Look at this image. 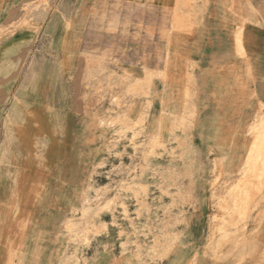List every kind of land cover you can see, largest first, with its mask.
I'll list each match as a JSON object with an SVG mask.
<instances>
[{
  "label": "crops",
  "instance_id": "obj_1",
  "mask_svg": "<svg viewBox=\"0 0 264 264\" xmlns=\"http://www.w3.org/2000/svg\"><path fill=\"white\" fill-rule=\"evenodd\" d=\"M44 19L39 31L11 29L0 43V131L28 116L35 145L65 164L54 178L43 165L46 150L35 181L71 188L95 118L144 115L165 147L180 150L175 170L194 206L190 257L213 264L204 256L205 217L215 197L219 211L238 189L250 197L241 252L262 259L264 152L249 154L264 128V0H64ZM45 68L49 102L39 104ZM34 98L25 111L22 101ZM21 144L1 139L0 158Z\"/></svg>",
  "mask_w": 264,
  "mask_h": 264
},
{
  "label": "rangeland",
  "instance_id": "obj_2",
  "mask_svg": "<svg viewBox=\"0 0 264 264\" xmlns=\"http://www.w3.org/2000/svg\"><path fill=\"white\" fill-rule=\"evenodd\" d=\"M63 2L0 0V43L11 29L33 27L39 31L44 18L62 7ZM11 15L18 17L9 18ZM47 74L46 68L40 70L37 95L44 99H39V104L49 102ZM18 104L13 100L11 106ZM22 108H35V98L24 99ZM31 123L24 116L22 127L4 124L0 131V141L18 139L23 145L6 148L8 157L0 158V230L13 221L22 204L21 189L13 182L20 187L24 183L25 187L33 179L25 180L23 176L35 179V168L42 166L38 158L42 160L46 150L43 165L54 178L65 165L50 162L49 149L35 145ZM91 127L77 184L69 181L71 188L49 189L45 179L37 181L41 194L35 199V220L31 225H35V233L27 264H198L200 257L192 259L188 253L194 206L190 190L179 185L182 181L176 174L180 150L165 147L158 126L151 131L144 115L132 119L111 111L108 116L95 118ZM263 142L262 137L258 138L251 152ZM260 177L256 179L259 183L263 174ZM218 198L205 217L209 238L204 256L213 264H264V251L260 260L246 259L250 254L241 252L245 249L239 239L250 197L233 190L222 199L217 211ZM243 201L245 205L233 209V202ZM39 237L43 241L37 243ZM1 250L3 255L0 246V253Z\"/></svg>",
  "mask_w": 264,
  "mask_h": 264
},
{
  "label": "bare ground",
  "instance_id": "obj_3",
  "mask_svg": "<svg viewBox=\"0 0 264 264\" xmlns=\"http://www.w3.org/2000/svg\"><path fill=\"white\" fill-rule=\"evenodd\" d=\"M261 133L262 135L260 137H262L264 141V130H262ZM258 147L259 148L255 152L252 151L250 153V157L253 155H261L262 151L264 152V142ZM260 166H263V164ZM261 169L264 170L262 167ZM260 179L261 177L259 176L257 180ZM40 186L41 184H38L35 179H33L29 182L25 191L20 190V201H22V204H20V207L17 208L15 218L12 222L7 223L6 226L1 227L0 246L3 247V264H27L26 260L29 259V252H31L32 236L35 233V229H33L31 225L33 220H35V201H37L35 199H37L41 194V191L37 189ZM249 200L250 199L247 200V203H249ZM245 204L246 201L239 204L233 202L232 205L233 209L236 210L238 207H242ZM33 226L35 227V225ZM44 235H46V232L42 233V237Z\"/></svg>",
  "mask_w": 264,
  "mask_h": 264
}]
</instances>
